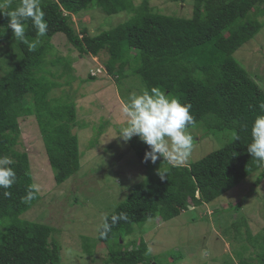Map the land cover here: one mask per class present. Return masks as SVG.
Here are the masks:
<instances>
[{
    "label": "trees",
    "instance_id": "obj_1",
    "mask_svg": "<svg viewBox=\"0 0 264 264\" xmlns=\"http://www.w3.org/2000/svg\"><path fill=\"white\" fill-rule=\"evenodd\" d=\"M19 4L20 0L8 2L7 10ZM92 5L108 15L124 11L134 14L95 35L85 27L77 32L72 17ZM41 8L48 23L47 33L38 37L29 19L25 22V42L14 39L7 27L9 18L0 16V42H8L14 59V66L0 77V157L13 160L10 167L17 176L16 183L7 189L12 193L10 197H4L5 189H0V264L62 262V247L53 237L55 229L20 218L40 195L30 202L22 199L34 181L27 152L17 149L22 146L18 118L35 115L50 164L58 170V180L78 169L76 105L74 101L60 103L50 97L58 83L48 78L50 72L44 67L54 48L51 39L59 33L65 35L80 56H96L107 50L110 59L105 66L111 75L115 63L121 74L133 59L137 64L133 72L146 89L156 87L182 104L191 105L195 124L188 129L206 122L205 135L210 131L229 134L223 146L189 165H164L159 170L165 173L163 180L159 171L151 170L132 187L129 195L107 215L110 223L112 215L125 212L127 221H119L106 238L98 232L100 241L114 240L109 247L112 262L152 264L150 249L143 240L133 248L123 243L149 219L169 221L190 206L211 203L259 170L250 193L261 183L264 167L246 149L254 119L264 114V89L237 61L235 53L262 29L264 23L258 17H264V0H194L188 18L153 12L147 1L135 7L130 0H41ZM132 50H136L134 55ZM61 60L58 57L51 63L56 65ZM95 76H88L87 81H95ZM27 95H31L33 104L25 103ZM129 146L143 165L152 168L151 162H143L147 145L134 136ZM248 196L232 208L239 209ZM171 255L172 262L181 257L180 253ZM258 256L252 262L240 259V264H264V246Z\"/></svg>",
    "mask_w": 264,
    "mask_h": 264
},
{
    "label": "rangeland",
    "instance_id": "obj_2",
    "mask_svg": "<svg viewBox=\"0 0 264 264\" xmlns=\"http://www.w3.org/2000/svg\"><path fill=\"white\" fill-rule=\"evenodd\" d=\"M18 0H8L13 2ZM135 7L147 1L153 12L175 17H190L194 0H130ZM132 11L108 15L95 5L72 17L77 32L87 28L91 35L108 30L133 16ZM263 21L264 17L259 16ZM54 48L45 61L48 78L58 83L50 97L58 102L74 101L78 125V169L63 180L57 178L45 151L44 139L35 115L19 117L20 151H26L34 184L40 187V198L20 218L52 226L53 237L62 247L61 264H115L109 258V247L114 240L102 242L98 227L103 218L113 212L141 182L149 171L157 173L167 163L161 157L149 168L131 150L129 141L117 137L126 126L122 105L130 93L141 94L146 86L133 68V59L123 72L115 63L114 75L107 72L110 55L102 50L98 55L80 56L64 34L51 39ZM8 42H0V77L14 66ZM15 54L17 53L14 50ZM136 50H132L134 55ZM58 64H52L56 58ZM16 58V57H15ZM237 61L264 89V24L255 37L236 53ZM96 74L95 81H87ZM120 82V83H119ZM25 103L33 104L31 95ZM208 123L202 122L187 129L193 137L189 165L209 152L219 149L229 140L225 131L205 135ZM260 170L211 203L190 208L169 221L149 219L143 227L123 241L129 248L147 243L152 264H240L259 259L264 246V179L255 185ZM239 209L232 207L243 197ZM159 222L161 224H159ZM236 222V223H235ZM236 225V226H235ZM237 227V228H236ZM133 242H136L132 245ZM181 254L173 261L171 254Z\"/></svg>",
    "mask_w": 264,
    "mask_h": 264
},
{
    "label": "clouds",
    "instance_id": "obj_3",
    "mask_svg": "<svg viewBox=\"0 0 264 264\" xmlns=\"http://www.w3.org/2000/svg\"><path fill=\"white\" fill-rule=\"evenodd\" d=\"M7 9L8 0H0V16L9 18L7 27L12 30L14 39L26 41L25 22L29 19L38 37L46 35L48 23L41 8V0H20L15 9ZM190 109V104H182L178 98L170 97L156 87L145 89L141 94L130 93L122 105V112L127 118L126 126L120 129L117 137L126 143L135 136L147 145L144 163H155L162 157L164 162L172 167L181 166L187 162L193 150V136L187 130L195 124ZM261 109L264 110V104ZM250 136L251 142L246 150L258 165L264 167V114L254 119ZM12 164L10 157H0V189H5L4 197L12 195L7 189H10L17 179L16 172L10 167ZM159 175L161 180L165 178V173L159 171ZM26 191L27 194L22 199L30 202L36 198L40 187L33 183ZM127 219L125 212L112 215L110 223L109 218L105 216L97 229L99 236L106 238L113 226Z\"/></svg>",
    "mask_w": 264,
    "mask_h": 264
},
{
    "label": "built area",
    "instance_id": "obj_4",
    "mask_svg": "<svg viewBox=\"0 0 264 264\" xmlns=\"http://www.w3.org/2000/svg\"><path fill=\"white\" fill-rule=\"evenodd\" d=\"M92 74H94V73H92Z\"/></svg>",
    "mask_w": 264,
    "mask_h": 264
}]
</instances>
